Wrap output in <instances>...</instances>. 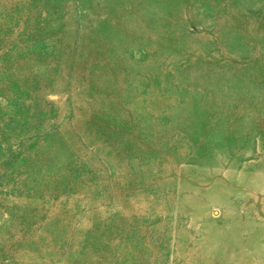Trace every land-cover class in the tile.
Wrapping results in <instances>:
<instances>
[{
    "label": "rangeland",
    "instance_id": "1",
    "mask_svg": "<svg viewBox=\"0 0 264 264\" xmlns=\"http://www.w3.org/2000/svg\"><path fill=\"white\" fill-rule=\"evenodd\" d=\"M0 264H264V0H0Z\"/></svg>",
    "mask_w": 264,
    "mask_h": 264
}]
</instances>
